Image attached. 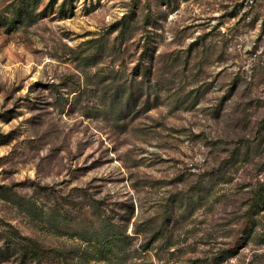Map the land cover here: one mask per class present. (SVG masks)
<instances>
[{"label":"rangeland","instance_id":"obj_1","mask_svg":"<svg viewBox=\"0 0 264 264\" xmlns=\"http://www.w3.org/2000/svg\"><path fill=\"white\" fill-rule=\"evenodd\" d=\"M261 183L264 0H0V264H264Z\"/></svg>","mask_w":264,"mask_h":264},{"label":"trees","instance_id":"obj_2","mask_svg":"<svg viewBox=\"0 0 264 264\" xmlns=\"http://www.w3.org/2000/svg\"><path fill=\"white\" fill-rule=\"evenodd\" d=\"M259 190L256 191V197L253 199L252 201V206H254L256 209L260 208L261 204L264 203V183L260 184V187H258ZM20 236V235H18ZM14 243L20 244V242L15 239ZM27 252L30 251V249H26ZM33 250V251H32ZM105 254V253H104ZM45 253L43 252V250L40 247H34L31 249V253L30 256L31 259H35L38 262H40L42 259L45 258Z\"/></svg>","mask_w":264,"mask_h":264}]
</instances>
